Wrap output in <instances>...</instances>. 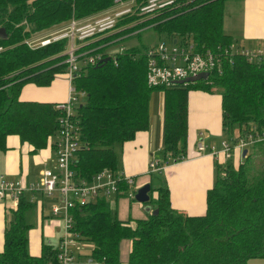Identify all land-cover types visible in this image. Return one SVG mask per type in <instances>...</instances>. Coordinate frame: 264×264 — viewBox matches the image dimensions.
<instances>
[{"label":"trees","instance_id":"16d2710c","mask_svg":"<svg viewBox=\"0 0 264 264\" xmlns=\"http://www.w3.org/2000/svg\"><path fill=\"white\" fill-rule=\"evenodd\" d=\"M115 1L0 0V28L5 33L0 34V150L6 149L9 135H18L21 142L33 146V151L53 146L60 120L65 117L58 103L21 100L19 95L27 83L46 87L56 75L66 73L67 41L32 46L28 40L35 33L60 29L72 19H86L112 8ZM145 1L133 0L132 7ZM228 1L174 0L172 6L142 21L136 12L129 13L116 24L121 30L106 38L120 37L115 42L122 41L150 26L164 34L169 45L189 43L199 52L210 51L219 67L206 79L169 87L150 86V46L146 45H127L113 55L101 48L104 57H110L106 64H83L74 74L73 87L85 95L72 117L82 145L71 168L82 178L89 179L105 168L119 170L117 149L148 129L151 94L164 92L159 177L150 180V200L145 204L157 213L123 221L103 197L70 210L71 231L77 241L91 244L93 264H248L249 259L264 258V140L250 145L253 151L258 149L251 153L246 149L237 166L230 159L224 163L214 159L215 181L207 191L203 215L173 209L169 189L160 176L168 162L188 158L190 91L219 93L223 131L232 145L235 138L256 136L264 130V57L258 62L249 60L239 50L254 48L239 45L225 31ZM32 195L24 192L17 209L10 212L0 264H60L57 246L42 243L39 256L29 253L27 233L31 223L26 215L35 205ZM123 239L131 243L125 263L119 258Z\"/></svg>","mask_w":264,"mask_h":264},{"label":"crops","instance_id":"0c3cea01","mask_svg":"<svg viewBox=\"0 0 264 264\" xmlns=\"http://www.w3.org/2000/svg\"><path fill=\"white\" fill-rule=\"evenodd\" d=\"M235 5L236 13L233 14L230 12L229 32L227 33L232 34L233 38L241 46L247 48L263 47L264 0H237ZM91 17H94V15ZM226 26L227 23H225V31H227ZM65 27L64 25L60 29ZM120 30V28H117L95 39L77 42L78 47L80 51H86L92 48H105V52L113 55L119 49L108 51V47L116 43L115 40L120 37H112L110 40L106 38ZM96 43L99 44L96 45ZM70 86L71 82L67 76L65 74H58L51 84L46 87H38L33 83L25 84L20 92L19 98L21 100H35L59 104L68 100ZM154 93L153 95L151 94L149 101L148 129L138 132L132 140L124 142L118 149V171L125 176L133 177L135 183L136 179L138 181V177H141L142 180L139 183L142 185L150 182L151 178L148 176L149 162L154 157V153L160 151L163 145L164 92L160 90ZM222 122V101L217 91L213 93L200 90L189 92L187 121L188 158L176 163L168 162L160 172L161 179H163L169 189L170 205L176 211L193 216L203 215L205 213L206 194L213 187L215 181L214 158L208 149L209 147L219 149L221 141H225ZM200 143L205 145L206 149L198 154L197 146ZM33 149L31 144L21 142L18 135L7 136L6 149L0 150V177L19 180L24 184L37 183L42 171L47 168H54L56 162L50 145L38 151H33ZM239 151H233L230 158L235 166L241 161ZM219 159L220 161L218 160V162L224 163L222 155ZM39 195L38 193L36 194L37 201L35 203L38 206L39 213L38 228H30L27 234L29 253L36 256L40 255L41 246L44 243L43 225L45 220L46 236L48 239H53L55 236H58V241H60L63 233L60 215L55 216L47 204L44 203L45 200L38 199ZM155 195L156 192H153L152 196L154 198ZM42 196L44 197V195ZM50 199L54 200L52 202H57V198L50 197H47V202ZM119 200L122 201L121 197H114L112 202ZM127 209V217L118 216L120 220L127 221V219L131 218L133 214L130 213V210H135L136 216L134 217L136 219L146 218V214L143 211L145 207L140 203L135 208L134 205L129 208L127 206ZM12 210H15V208L8 200L0 202V252L3 250L4 230L10 218L8 211L11 212ZM86 244H88V248L91 250V244ZM130 244L129 239H123L120 242L119 258L123 263L128 260ZM123 246L125 247L124 249Z\"/></svg>","mask_w":264,"mask_h":264},{"label":"built area","instance_id":"2783aa9c","mask_svg":"<svg viewBox=\"0 0 264 264\" xmlns=\"http://www.w3.org/2000/svg\"><path fill=\"white\" fill-rule=\"evenodd\" d=\"M115 2L116 4L112 8L94 15V17L85 20H70L65 28L45 36L44 40L38 44L43 46L51 41L61 39L67 41L64 50L66 56L64 63L67 64L65 75L71 82V86L68 100L57 106L65 111V117L60 120V128L52 141L53 146L51 145L56 165L54 168L44 169L35 184H24L19 180L0 177V202L8 200L15 209H17L19 198L24 192H33L32 199L35 203L37 193L57 198V202H54L52 206V213L55 216L60 215L63 227L62 237L57 245L60 264L76 263L70 246L76 245L79 241L76 239V234L71 231L73 218L70 210L93 203L100 197L105 198L108 203L112 202L113 199H107L112 195L119 198L127 192L128 197H133L129 190L135 184L133 177L125 176L120 171L105 168L88 179L77 176L71 168L75 154L82 145L78 138V127L72 118L75 112L74 108L78 102L81 103V100L78 95H75L76 90L72 85V80L81 64H97L105 58L104 54H106L96 48L80 51L77 42L92 40L116 30V24L126 14L136 12L141 17L152 16L159 10L174 4V0H146L134 9L132 7L133 0L129 2L116 0ZM239 52L249 60L258 62L264 57V46L250 50L241 49ZM147 56L149 57L147 81L150 86H174L179 84L180 80L202 72H207L210 75L213 70L219 67L218 59L210 51L199 52L195 50L193 44L189 43L180 46L169 45L161 41L150 47ZM81 92L83 98L85 93ZM235 139L237 140L233 145L225 140L221 141L219 149L209 147V153L217 161H220L219 158L222 155L224 162L231 158L232 152L235 150H240L242 156L245 147L264 140V130L256 136L248 134L246 138ZM205 149L206 146L200 143L197 146L198 154ZM158 163V160L151 158L150 171H159Z\"/></svg>","mask_w":264,"mask_h":264},{"label":"rangeland","instance_id":"374dc122","mask_svg":"<svg viewBox=\"0 0 264 264\" xmlns=\"http://www.w3.org/2000/svg\"><path fill=\"white\" fill-rule=\"evenodd\" d=\"M235 2H236V0H229L227 2V4H226V14H225L226 15V22L225 23H227V26H226L227 32H229V30H228V28H229L228 27V24H229V15H230V12H232L233 14L236 13V5H235ZM102 12H100V13H102ZM100 13H98V14H100ZM154 15H152V16H154ZM152 16H146L145 18L142 17L140 19V21H142L143 19L151 18ZM81 20H85V19H81ZM59 30L60 29H51V30H44V31L35 33L34 35H32V37L30 38V40H28V42L32 46H38V44L42 40H44L43 38L45 36H49L50 34L55 33V32H57ZM161 41L166 42V43H169V41L166 39V37H165L164 34L158 33L157 31H155L153 28H151L149 26V27H145V28L141 29L140 30V35L133 34L132 36H130L129 38H127L125 40L118 41L116 43H113V44L109 45L108 51H112L114 49H116V50L119 49V51H121L122 48L123 47H127V45H132V46L146 45V46L152 47V45H155V44H157L158 42H161ZM82 65L83 64H81V66ZM81 94H82L81 91H76L75 92V95H78L79 96V99L81 101H83V98H82ZM152 95H153V93H152ZM77 105H79V102H78ZM234 135L235 136H238L237 131L234 132ZM228 139H229V135L225 132V134H224V140H228ZM244 149H248L249 152L251 153V150L252 149H251L250 146H248V147H246ZM254 149L257 150L258 148L255 147ZM241 157H243V156H241ZM160 158H161V152L160 151L154 153V157H152V159H156V160H158ZM257 161L258 160H256V162ZM148 168H149V166H148ZM148 176L152 180H156L159 177V174L157 172L150 171V168H149V175ZM141 180H142L141 177H138V181L136 179V183L130 187L129 193H131L133 195V197H128L127 192H125V193L122 194V196H120L121 199H122V201L119 200L117 202H114V201L113 202H110L111 203L110 204V207L117 212L118 216H120V217H127L126 216L127 213H128L127 206L129 208L130 206H133L134 205V208H135L136 205H138L139 202H137L136 199H135V193H136L137 189L140 187V185H142L141 183H139ZM38 199L45 200L44 203L47 204V206L52 211V206L54 204V202H52V201H54L53 199H50L47 202V200H46L47 197L46 196L43 197L42 195H39L38 196ZM107 199L108 200L114 199V195H112L111 197H108ZM125 201L127 202L128 205L126 204ZM140 204L142 206L144 205V207H145V204L144 203H140ZM45 211H46V209H45ZM143 211H144V213L146 214V217H147L148 213L145 210H143ZM8 213L10 214V211H8ZM130 213L133 214V215H131V218L128 217L129 219H127V220H132V221L135 220L136 219L134 217V216H136L135 215V210H130ZM38 214H39L38 213V206L36 204L31 208V210H29L27 212V215L26 216H27L28 222L31 223V228L32 227L34 229L38 228ZM45 221H44V225H43V228H44L43 229V239H44L43 242L46 243V244H51L54 247H56L57 246V243L59 242L58 241V236H55V238H53V239H48L47 238V236H46V223H45ZM70 248L72 249L73 254H74V257H75V261H76L75 264H93V262H91V259H90V250L88 248V244H86L85 242L79 241V242H77L76 245H71ZM124 248L125 247L123 246V249ZM248 264H264V258H252V259H249Z\"/></svg>","mask_w":264,"mask_h":264},{"label":"water","instance_id":"95a60500","mask_svg":"<svg viewBox=\"0 0 264 264\" xmlns=\"http://www.w3.org/2000/svg\"><path fill=\"white\" fill-rule=\"evenodd\" d=\"M0 34H3L4 36V29L3 28H0ZM110 60V57H105L103 59H101L97 64L96 66L98 65H104L106 64L108 61ZM209 74L207 72H202V73H199L197 74L196 76H191V77H188L186 79H183V80H180L179 81V84H184V83H194V82H197L201 79H206L208 78ZM246 154V149L243 150L242 152V156L244 157ZM151 190V185L149 183H145L143 184L142 186H140L136 193H135V199L137 202L139 203H148L149 200H150V195H149V192ZM145 211L149 214V213H153V214H156L157 213V210H153L151 209V206L150 205H145Z\"/></svg>","mask_w":264,"mask_h":264}]
</instances>
